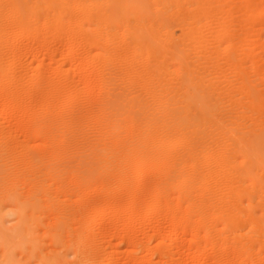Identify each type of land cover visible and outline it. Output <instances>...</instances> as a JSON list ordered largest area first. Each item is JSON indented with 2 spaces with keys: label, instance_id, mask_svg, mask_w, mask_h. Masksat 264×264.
<instances>
[{
  "label": "rangeland",
  "instance_id": "rangeland-1",
  "mask_svg": "<svg viewBox=\"0 0 264 264\" xmlns=\"http://www.w3.org/2000/svg\"><path fill=\"white\" fill-rule=\"evenodd\" d=\"M0 264H264V0H0Z\"/></svg>",
  "mask_w": 264,
  "mask_h": 264
}]
</instances>
